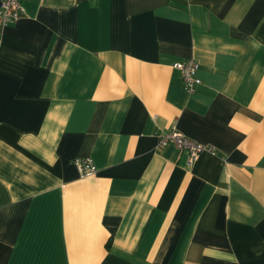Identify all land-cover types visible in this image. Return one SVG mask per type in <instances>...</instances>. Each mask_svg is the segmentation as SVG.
<instances>
[{"label":"crops","instance_id":"crops-1","mask_svg":"<svg viewBox=\"0 0 264 264\" xmlns=\"http://www.w3.org/2000/svg\"><path fill=\"white\" fill-rule=\"evenodd\" d=\"M24 9L0 27V264H264V0ZM170 128L215 153L188 164Z\"/></svg>","mask_w":264,"mask_h":264},{"label":"built area","instance_id":"built-area-1","mask_svg":"<svg viewBox=\"0 0 264 264\" xmlns=\"http://www.w3.org/2000/svg\"><path fill=\"white\" fill-rule=\"evenodd\" d=\"M25 12L24 0H0V27L18 20ZM172 66L178 70L182 82L188 92H193L201 82L197 71L199 62L193 58L173 62ZM173 144L179 150L187 153L188 164H193L202 152L215 153L211 145L202 144L183 134L176 128H170L158 137V145L165 146ZM79 172L83 176L91 175L95 172V165L89 157H77L73 160Z\"/></svg>","mask_w":264,"mask_h":264}]
</instances>
